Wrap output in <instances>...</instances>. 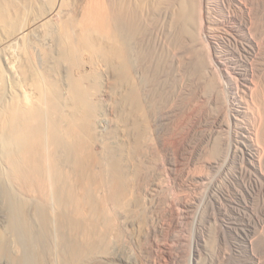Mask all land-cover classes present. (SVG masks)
Instances as JSON below:
<instances>
[{
	"label": "bare ground",
	"instance_id": "6f19581e",
	"mask_svg": "<svg viewBox=\"0 0 264 264\" xmlns=\"http://www.w3.org/2000/svg\"><path fill=\"white\" fill-rule=\"evenodd\" d=\"M15 2L23 11L26 0H0V264H116L112 248L119 233L146 204L145 155L154 146L164 155L169 149L163 102L170 89L158 55L140 54L139 43L156 32L168 39L187 36L196 45L199 34L211 28L209 11L193 0H85L67 27L71 10L65 5L59 14L66 18L59 20L55 0H44L37 13H49L58 56L42 54L39 63L33 54H10L13 37L26 28L25 15L12 9ZM217 62L221 58L210 57L200 69L215 72ZM243 76L242 96L258 100L255 120L237 140L245 153L240 173L251 182L248 196L259 194L264 205V90ZM238 87L228 96L235 115L242 113ZM228 143L227 153L204 148L205 168L228 165L235 155ZM171 165L177 169L178 160ZM255 223L234 254L236 264H264L256 249L257 235L264 239V220L260 228ZM196 257L193 249L190 264L200 263Z\"/></svg>",
	"mask_w": 264,
	"mask_h": 264
},
{
	"label": "rangeland",
	"instance_id": "374dc122",
	"mask_svg": "<svg viewBox=\"0 0 264 264\" xmlns=\"http://www.w3.org/2000/svg\"><path fill=\"white\" fill-rule=\"evenodd\" d=\"M26 1L28 4L21 5L23 11L16 2L12 7L25 15L26 28L13 37L10 54H33L39 63L42 54H53L56 58L58 46L55 33L50 32L51 27L47 25L49 13L43 16L37 13L44 0ZM82 1L85 0H55L53 10L58 14L57 19L66 18L59 14L66 5L68 8L65 9L71 10V17L65 20L68 27L72 17L82 11ZM193 2L197 5L199 2L209 11L211 27L199 34L200 41L196 45L183 38L187 36L181 35L177 36L178 40L176 37L170 40L167 35L160 33L162 36H159L156 32L150 39L146 36L148 41L139 37V41L142 40L139 43L140 54L158 55L155 60L161 63L158 67L166 76L163 78H166L170 89L163 102V112L167 114L164 131L167 132L163 137L169 149L164 155L158 146H154L145 155L147 166L142 170V176L145 177V187H148L146 204L135 214L133 225L122 227L112 248L119 257L116 264H190L193 249H196L198 264H234V254L247 243L248 225L256 222L259 227V222L264 220L262 199L259 200V194L254 200L248 196L251 182L240 173L245 153L243 144L237 141L242 140L244 131L251 127L257 116L253 102L258 99L251 98L249 94L242 96L247 90L243 85L246 83L243 75L259 83L264 90V0ZM147 18L142 17L144 23L150 24ZM150 27L144 25L142 28ZM162 37L166 38L165 41ZM172 54H176L174 58ZM209 55L217 60L221 58V62H217L220 72L205 74L202 71L209 65L206 63L210 60ZM236 84L239 85L237 97L240 96L241 115H235L228 109L229 92H235L233 87ZM175 88H178L177 93ZM262 106L261 111L264 110ZM228 142L235 150L228 165L213 170L205 168L204 148L218 146L226 152ZM174 160H178L177 169H171ZM199 174L207 177L206 180L196 178ZM249 204L252 211L255 209V214L247 207ZM256 214L259 219L254 216ZM257 236L256 249L264 256V239L261 235ZM159 246L164 248L163 253Z\"/></svg>",
	"mask_w": 264,
	"mask_h": 264
}]
</instances>
